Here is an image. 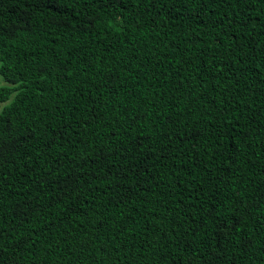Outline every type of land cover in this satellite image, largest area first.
Returning <instances> with one entry per match:
<instances>
[{"label": "trees", "instance_id": "1", "mask_svg": "<svg viewBox=\"0 0 264 264\" xmlns=\"http://www.w3.org/2000/svg\"><path fill=\"white\" fill-rule=\"evenodd\" d=\"M0 264H264V0H0Z\"/></svg>", "mask_w": 264, "mask_h": 264}, {"label": "rangeland", "instance_id": "2", "mask_svg": "<svg viewBox=\"0 0 264 264\" xmlns=\"http://www.w3.org/2000/svg\"><path fill=\"white\" fill-rule=\"evenodd\" d=\"M8 83L5 81L4 77L0 74V86H4L7 85ZM15 94H12L11 97L9 98V100L5 101V102H0V110L6 105L9 104L13 98H14Z\"/></svg>", "mask_w": 264, "mask_h": 264}]
</instances>
